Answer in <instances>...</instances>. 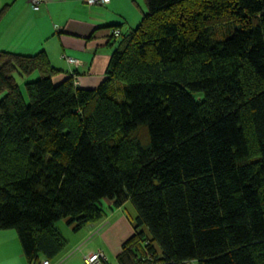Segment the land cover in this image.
I'll return each mask as SVG.
<instances>
[{"label":"trees","instance_id":"1","mask_svg":"<svg viewBox=\"0 0 264 264\" xmlns=\"http://www.w3.org/2000/svg\"><path fill=\"white\" fill-rule=\"evenodd\" d=\"M144 1L96 88L0 51V229L54 259L131 201L119 264H264V0Z\"/></svg>","mask_w":264,"mask_h":264},{"label":"crops","instance_id":"2","mask_svg":"<svg viewBox=\"0 0 264 264\" xmlns=\"http://www.w3.org/2000/svg\"><path fill=\"white\" fill-rule=\"evenodd\" d=\"M139 2L111 0L105 5L88 6L84 0H44L36 11L31 0H0V12L4 10L0 16V51L24 55L44 51L50 63L61 72L54 78L55 83L75 72L81 87L96 88L105 78L111 55L119 41V38L112 37V29L117 27L121 33H126L137 25L143 13L138 12ZM67 56L77 58L80 65L69 64ZM106 203V207L113 208L111 201ZM111 222L96 237L90 234L97 228L93 223L77 231L70 226L73 235L63 234L67 239L64 238L66 246L50 262L87 264L85 259L94 253L90 244L95 240L110 246L109 254L104 252L106 264H119L117 256L121 243L131 234L124 216ZM112 228L115 231L109 234ZM46 259L39 255L33 261L28 260L17 231L0 229V264H43Z\"/></svg>","mask_w":264,"mask_h":264},{"label":"rangeland","instance_id":"3","mask_svg":"<svg viewBox=\"0 0 264 264\" xmlns=\"http://www.w3.org/2000/svg\"><path fill=\"white\" fill-rule=\"evenodd\" d=\"M145 11H146L145 1L144 0H140L138 12L141 14V12H145ZM139 23L136 26H133V28H136L139 25ZM231 28L232 27H230L228 25H223V26L218 27L217 32H219L220 34H226V33H229V29H231ZM15 77H16V80H17L18 84L22 88V91L24 93L26 101H29V99L27 97V94L25 92V80H33V79L35 80V79H37L38 74L37 73L33 74L30 77H28V78L27 77H22V76L16 74ZM0 98H1V95H0ZM106 201H108V200L107 199L103 200L104 211L106 212L105 216L102 217L101 220L93 223L97 228L94 229V231L92 233H90V234H92L93 237H96V235L100 234L104 229H106V228H108L110 226V224L112 223L111 221L116 222L117 220H119L121 217L124 216L127 219V221H128L126 224L129 227V229H130V234H131L130 237H131L133 235V233H134V230H133L134 229V222H133V220L135 219V216L137 214L133 203L131 201H128L126 204H124V206L122 208H120V209L112 208L113 209L112 210L111 208L106 207V205H107ZM113 211H116V212H113ZM57 227H58L59 230H61L60 232H61L62 236H64L66 234V232H67L66 236H68V233L70 235H73L72 234L73 233V229L67 224L66 220H64V219L60 220L57 223ZM98 227H99V229H98ZM113 231H115L114 228L111 229L109 234H111ZM130 237H128L126 240H128ZM64 238L66 239V237H64ZM88 240H89V238H88ZM124 242H122L121 244H123ZM110 243H112V242H110ZM67 245H69V241H67ZM90 246H92L94 248V253H97V252H103L104 253L105 252L106 254H109V250H110L109 244L106 245V243H100V242H96L94 240L93 243L90 244ZM90 246H89V248H90ZM120 249H122V245H121Z\"/></svg>","mask_w":264,"mask_h":264},{"label":"built area","instance_id":"4","mask_svg":"<svg viewBox=\"0 0 264 264\" xmlns=\"http://www.w3.org/2000/svg\"><path fill=\"white\" fill-rule=\"evenodd\" d=\"M111 0H84V3L88 6H97V5H105L110 3ZM44 0H31L32 3V7L34 10H39L41 8V5L43 4ZM121 31L118 28H114L112 29V36L114 38H117L119 36H121ZM66 60L68 61L69 64L78 67L80 65V61L77 58H73V57H65ZM72 75L74 76V83L75 85H79V79L76 75L75 72L72 73ZM87 264H106V256L103 252H97V253H92L90 255H88L85 259ZM43 264H52L50 262V259H46L44 260Z\"/></svg>","mask_w":264,"mask_h":264}]
</instances>
